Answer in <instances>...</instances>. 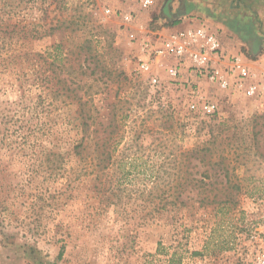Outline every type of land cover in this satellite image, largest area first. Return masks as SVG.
I'll return each instance as SVG.
<instances>
[{
	"label": "rangeland",
	"instance_id": "obj_1",
	"mask_svg": "<svg viewBox=\"0 0 264 264\" xmlns=\"http://www.w3.org/2000/svg\"><path fill=\"white\" fill-rule=\"evenodd\" d=\"M165 1L0 0V264H254L264 98L149 85L135 42Z\"/></svg>",
	"mask_w": 264,
	"mask_h": 264
},
{
	"label": "built area",
	"instance_id": "obj_2",
	"mask_svg": "<svg viewBox=\"0 0 264 264\" xmlns=\"http://www.w3.org/2000/svg\"><path fill=\"white\" fill-rule=\"evenodd\" d=\"M138 2L141 9H148L154 0ZM106 11L109 13V10ZM122 19L123 24L129 27L134 15L132 12L123 13ZM140 32L134 49L136 70L146 77L152 87L160 84L153 70L157 64L163 67L172 82H178L183 77L186 80L204 79L227 93L264 98V70L259 75L241 56L227 55L218 35L205 24L185 27L166 35ZM193 94L194 99L188 104L190 110L202 115H211L218 110L214 101L205 99L199 93V88L195 87ZM251 239L257 244L254 264H264V237L253 234Z\"/></svg>",
	"mask_w": 264,
	"mask_h": 264
},
{
	"label": "crops",
	"instance_id": "obj_3",
	"mask_svg": "<svg viewBox=\"0 0 264 264\" xmlns=\"http://www.w3.org/2000/svg\"><path fill=\"white\" fill-rule=\"evenodd\" d=\"M161 12L160 19L170 24L153 34L166 35L197 20L195 25L203 23L218 35L227 55H239L251 70L263 72L264 0H166Z\"/></svg>",
	"mask_w": 264,
	"mask_h": 264
},
{
	"label": "trees",
	"instance_id": "obj_4",
	"mask_svg": "<svg viewBox=\"0 0 264 264\" xmlns=\"http://www.w3.org/2000/svg\"><path fill=\"white\" fill-rule=\"evenodd\" d=\"M228 198V197H227ZM207 199V196L206 197H204V199L203 200H206ZM214 200H215V195H213L212 196V198L210 199V200H207L208 202H214ZM225 200H228V199H225ZM174 257H172V259H170L169 260V263H171L174 259H173Z\"/></svg>",
	"mask_w": 264,
	"mask_h": 264
}]
</instances>
